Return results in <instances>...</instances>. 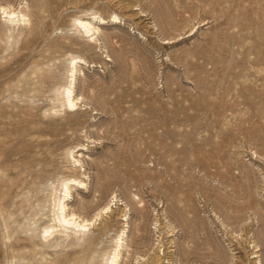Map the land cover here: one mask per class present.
<instances>
[{"label":"rangeland","instance_id":"374dc122","mask_svg":"<svg viewBox=\"0 0 264 264\" xmlns=\"http://www.w3.org/2000/svg\"><path fill=\"white\" fill-rule=\"evenodd\" d=\"M0 6L31 19L6 35L0 11V264H105L122 230L119 264H264V0ZM71 56L80 104L55 114ZM67 178L70 211L112 212L43 239Z\"/></svg>","mask_w":264,"mask_h":264},{"label":"bare ground","instance_id":"6f19581e","mask_svg":"<svg viewBox=\"0 0 264 264\" xmlns=\"http://www.w3.org/2000/svg\"><path fill=\"white\" fill-rule=\"evenodd\" d=\"M0 11H2L3 14L7 15V22L9 23V25H7L6 27L7 29L4 31L6 32V35H11L14 33V31L20 30L22 29V27H27L31 24V19L29 17V14L27 12L22 11V9L21 11L16 12V11H13L11 7L0 6ZM98 18L101 21H104V18L102 16H98ZM113 18L119 19V17L117 16ZM73 25L77 30L83 33H86V34L93 33L92 35H95L99 31V28L93 22H90L89 20H82L80 18H76L73 21ZM3 33H1V35ZM82 61L86 63V60L80 56L70 57L69 66H68L69 77L68 79H66L67 82L65 83V85L60 86L56 89V96L58 98L59 106L55 107L54 109L55 114L56 113L58 114L61 112H64V113H70V112L75 113L76 112L78 105L80 104V97H78L75 94V90H74L75 77L74 76L75 74H77L76 72H78V65ZM51 141L49 143H51ZM67 157L68 159L69 157H74V152L72 151V149L71 151L68 150ZM76 163L80 164L81 161L79 159H76L74 162L75 164L74 168H76ZM74 183L75 185L77 184L79 187L87 188L88 186V184L83 179L67 178V179L61 180V182H59L57 185H52L50 187L51 194H52L51 206H52V212L54 214L53 221L55 222V224L46 226L42 229V231H40V236L43 239H48L57 231H62L65 234V236L68 237L70 235L68 232L69 230H71L73 234L77 237V240H81L87 235L89 231H91L92 227H96V224H97L96 222L100 221V219H102L104 215H107L110 212H112V206L110 204H107L102 209H99L95 217H93L92 219H88L85 216L79 215L78 213H76L75 210L70 211L69 204L67 203V201L73 195L72 191H73V188L75 187ZM112 200L114 201V199ZM124 217L126 218L124 220L127 221V214H125ZM106 224L108 225L109 222L106 221ZM125 235H126V231L122 230L121 233L115 238L114 248L110 252V254H107L105 264H119L122 258L123 248L126 245L125 240H124Z\"/></svg>","mask_w":264,"mask_h":264}]
</instances>
